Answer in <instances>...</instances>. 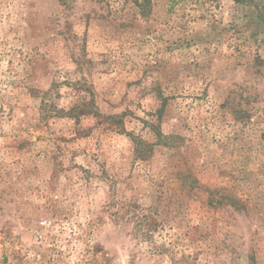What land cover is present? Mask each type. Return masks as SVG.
<instances>
[{
  "label": "rangeland",
  "instance_id": "obj_1",
  "mask_svg": "<svg viewBox=\"0 0 264 264\" xmlns=\"http://www.w3.org/2000/svg\"><path fill=\"white\" fill-rule=\"evenodd\" d=\"M0 264H264V0H0Z\"/></svg>",
  "mask_w": 264,
  "mask_h": 264
}]
</instances>
